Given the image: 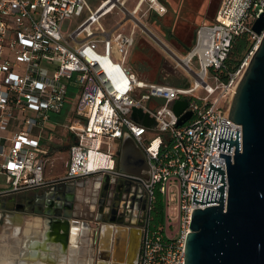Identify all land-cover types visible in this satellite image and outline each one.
Returning <instances> with one entry per match:
<instances>
[{
	"label": "built area",
	"instance_id": "1",
	"mask_svg": "<svg viewBox=\"0 0 264 264\" xmlns=\"http://www.w3.org/2000/svg\"><path fill=\"white\" fill-rule=\"evenodd\" d=\"M124 1L102 0L92 9L87 0H0V177L7 184L0 187V198L77 177L119 174L120 142L130 134L149 164L147 177L135 176L153 205L158 194L164 204L163 221L144 231L137 264H186L193 211L215 204L194 202L191 185L197 184L201 199L204 187L217 190L223 184L205 181L210 161L222 165L228 179L220 152L233 157L236 146L218 148L222 125L240 130L242 141L243 126L231 119L230 108L263 37L253 25L264 12V0H221L214 21L201 24L183 56L162 40L164 53L176 61L174 68L195 78L191 87L180 85L184 81L150 82L128 66L138 18ZM148 1L159 14L167 11L159 0ZM116 7L127 17L106 28L102 18ZM85 10L87 17L64 34V21ZM128 17L135 22L129 32L123 29ZM241 33H249L253 44L232 71L227 59ZM210 71L215 86L207 81ZM201 88L207 94H200ZM179 98H187L186 111L193 112L183 125L172 106ZM73 101V118L62 123L73 136L71 157L57 176L59 158L52 154L60 148L52 117ZM136 109L149 112L155 123L145 124Z\"/></svg>",
	"mask_w": 264,
	"mask_h": 264
},
{
	"label": "water",
	"instance_id": "2",
	"mask_svg": "<svg viewBox=\"0 0 264 264\" xmlns=\"http://www.w3.org/2000/svg\"><path fill=\"white\" fill-rule=\"evenodd\" d=\"M138 22L158 43L163 44L147 25ZM253 29L260 35L263 33V37L230 108L231 119L243 126L242 141L240 130L222 125L217 139L218 148L232 151L233 144L236 146L233 157L220 152V156L226 157L227 183L222 165L210 161L205 181H223V184L218 185L217 190L204 187L201 199L196 198L200 192L197 184L191 185L194 202L215 204L193 211L191 231L186 241V264H264V12L255 21ZM172 106L180 117L179 125L191 119L193 112L186 111L189 106L187 98H179L172 102ZM136 111L144 114L145 124L155 123L149 112ZM135 152L146 157L140 147L124 144L118 151V167L124 175L147 177V173L134 170L132 157ZM103 234L100 246L104 254L102 264L121 262L116 254L112 255L119 249L116 245L118 232L109 226ZM122 249H125L124 243Z\"/></svg>",
	"mask_w": 264,
	"mask_h": 264
},
{
	"label": "crops",
	"instance_id": "3",
	"mask_svg": "<svg viewBox=\"0 0 264 264\" xmlns=\"http://www.w3.org/2000/svg\"><path fill=\"white\" fill-rule=\"evenodd\" d=\"M125 1L129 2V0ZM134 2L132 8L126 6L132 12L140 11L146 1L135 0ZM137 7H140V9L136 10ZM115 9L119 8L116 7ZM130 22L132 25L135 24L132 19H130ZM129 29L126 31L129 32ZM70 108L71 106L67 104L61 114L53 115L52 122L57 124L56 131L60 124L66 120L70 113ZM65 133L67 136L64 144L59 145V143H56L60 149L63 146L64 148H70V143L73 141V136L66 131ZM124 144L135 148L137 146L140 147L130 134L124 135L120 142L119 150ZM145 158L135 152L132 157L134 167L137 166L139 160ZM141 171L149 174V169ZM64 172L62 164L61 168L57 169L56 174L61 176ZM110 175L115 174L103 172L67 180L64 184L60 182L51 187L35 188L16 193L23 194V197L27 200L35 199L37 194L47 195L43 201L54 204L53 209L49 211L16 208L13 203L14 200H9L6 203L1 202V216L5 220V225L0 227V264H94L95 260L102 254V251L93 240L95 225L89 224L87 220L83 219L91 214L85 213L84 210H77L75 205H71V202L74 196L77 201V194L84 188L89 187L88 184L92 185L94 183L98 187ZM97 192H99V188H97ZM48 195H52V197ZM100 216L101 213L98 212L96 218ZM102 224L104 230L108 229L109 226L111 229H115L111 223L102 222ZM13 226L17 227V229L13 230ZM11 229L12 231H10ZM15 231V235L11 233ZM17 231L19 232L17 233Z\"/></svg>",
	"mask_w": 264,
	"mask_h": 264
},
{
	"label": "rangeland",
	"instance_id": "4",
	"mask_svg": "<svg viewBox=\"0 0 264 264\" xmlns=\"http://www.w3.org/2000/svg\"><path fill=\"white\" fill-rule=\"evenodd\" d=\"M87 1L92 9H96L102 0ZM134 1L135 0H129V2L125 1V6L132 8L135 3ZM145 1L146 2H144L140 11L135 14L138 20L147 25L148 28L151 29L161 40L166 42L170 47L174 48L179 56L185 55L187 47L194 43V39L197 36V31L201 24L214 21L216 12L218 11V7L221 3V0H165L168 4L167 5L163 2V0H159L167 7V11L163 14V21L171 27L174 38L170 40L165 37V35L158 29V26H156L155 23H153V20L150 19V14L152 13L151 11L154 9H151L150 1ZM87 15L88 11L85 10L81 15L75 14L71 17H68V19L64 21V34H67L69 31L75 29L77 25L87 17ZM125 15V11L123 12L120 9H115L102 18V23L104 22L103 24L106 26V28H110L114 26L118 20L127 17ZM128 19L132 18L128 17ZM129 28H132V23L130 20L125 26H123L124 30L128 31ZM127 58L128 66H130L134 71H137L140 77L150 82H158V72L161 70L159 74L163 78L164 82L171 81L179 84L184 81V83L180 85L187 87L194 86L195 84V78L188 76L182 67H179V69L174 68L176 61L166 56L161 44L158 43V41L155 40L147 31H145L139 23L137 24L136 28L135 44L133 45ZM137 60L145 64L146 71L144 73H140L137 70L134 63ZM192 65L197 70L199 69V64L197 61H194ZM24 67L25 65L23 64L22 69H24ZM211 74L212 71H210V76L207 77V81L212 86H215L217 82L211 77ZM183 76L187 77V80H185ZM198 91L200 94H207L203 88L199 89ZM73 102L74 103L71 106L72 108H70V113L68 114L65 121H70L73 118L74 107L76 103L75 101ZM66 136L67 134L65 133L62 124H60L56 131V143L63 145L64 140H66ZM52 156L59 158L56 169H60L62 164L64 165L65 161L70 159L71 150L70 148H64L63 146V148L57 150L54 154H52ZM88 185V189L84 188L77 194L78 199L75 203V207L79 211L84 210V208L87 206L88 203L86 202V199L92 200V198L95 197L94 195H91V184ZM1 186L5 188L7 187V184L0 177V187ZM1 213L2 212L0 210V227H3L5 225V220L1 216ZM86 217L83 219L89 220Z\"/></svg>",
	"mask_w": 264,
	"mask_h": 264
},
{
	"label": "flooded vegetation",
	"instance_id": "5",
	"mask_svg": "<svg viewBox=\"0 0 264 264\" xmlns=\"http://www.w3.org/2000/svg\"><path fill=\"white\" fill-rule=\"evenodd\" d=\"M149 164L147 156L143 160L137 162L134 170H148ZM89 188V187H88ZM87 188V189H88ZM99 188V192H97ZM90 190L95 197L92 200L86 199L88 203L84 208L85 213H90L88 218L89 224H93V240L96 246L100 248L103 244L104 227L102 222L113 224L118 232L117 253L116 257L121 258V262L117 264H137L140 258L142 249V239L144 231L148 226L157 224L161 221L160 208L151 203L150 197L147 195L139 178L134 174L124 175L123 173L110 175L106 177L102 184L98 187L92 183ZM106 191V194H105ZM89 193V192H88ZM90 194V193H89ZM23 194H12L0 198L1 202L14 200L16 208L33 209V210H52L54 204L51 202L45 203L43 199L47 197L44 194H37L35 199L27 200ZM89 196V195H88ZM74 196L71 205L76 203ZM92 212H94L92 214ZM101 213L99 218H96L97 213ZM161 223V222H160ZM85 225V224H84ZM123 243L125 249L123 250ZM104 255L103 252L101 254ZM96 259L94 264H101L103 258ZM99 261H101L99 263Z\"/></svg>",
	"mask_w": 264,
	"mask_h": 264
},
{
	"label": "trees",
	"instance_id": "6",
	"mask_svg": "<svg viewBox=\"0 0 264 264\" xmlns=\"http://www.w3.org/2000/svg\"><path fill=\"white\" fill-rule=\"evenodd\" d=\"M164 3L167 4V2L165 0H163ZM168 5V4H167ZM152 13L150 14V19L153 20V23H155L156 26H158V29L165 35L166 38L168 39H173V34L171 31V27L170 25L168 26L167 23H165L163 21V14H159L158 12H156L155 10L151 11ZM196 41V37L194 39ZM233 44L231 47V51L229 54V57L227 59V66L230 70H236L237 67H239L241 61L243 60L244 56L246 55L247 51L251 48L252 44H253V38L249 33H241L239 35H237L235 37V39H233ZM194 43L191 46L187 47V50H190L192 48V46L195 44ZM136 65L137 70L140 73H144L146 71V67L145 64L140 62L139 60L134 62ZM161 70H159L158 72V82H164L163 78L160 76ZM163 73V72H162ZM161 73V75H162ZM142 78V77H141ZM166 82H170L171 81H165L164 84ZM156 201L155 204L160 208V215H161V221H163L164 218V204H163V198L161 196V194H158V196H156ZM152 224L151 227L153 228H157V226L160 224Z\"/></svg>",
	"mask_w": 264,
	"mask_h": 264
},
{
	"label": "bare ground",
	"instance_id": "7",
	"mask_svg": "<svg viewBox=\"0 0 264 264\" xmlns=\"http://www.w3.org/2000/svg\"><path fill=\"white\" fill-rule=\"evenodd\" d=\"M142 1V0H141ZM144 1V0H143ZM141 3V2H140ZM138 9H140V7H137V9L136 10H138ZM135 12V11H134ZM134 12H132V13H134ZM136 12H139V11H136ZM137 14V13H136ZM103 161H106V159L105 158H103ZM12 227V226H11ZM6 229V228H5ZM13 230L15 229H17V227H15V226H13V228H12ZM12 229L10 230V231H12ZM19 231H17V233H18ZM11 233H13L14 235H15V233H16V231L15 232H11ZM9 237H10V234H9ZM14 240H15V238H14Z\"/></svg>",
	"mask_w": 264,
	"mask_h": 264
}]
</instances>
